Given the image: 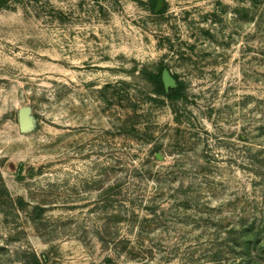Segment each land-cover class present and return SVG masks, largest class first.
Here are the masks:
<instances>
[{
    "label": "rangeland",
    "instance_id": "rangeland-1",
    "mask_svg": "<svg viewBox=\"0 0 264 264\" xmlns=\"http://www.w3.org/2000/svg\"><path fill=\"white\" fill-rule=\"evenodd\" d=\"M149 1L0 5V264L264 262V0Z\"/></svg>",
    "mask_w": 264,
    "mask_h": 264
},
{
    "label": "trees",
    "instance_id": "trees-1",
    "mask_svg": "<svg viewBox=\"0 0 264 264\" xmlns=\"http://www.w3.org/2000/svg\"><path fill=\"white\" fill-rule=\"evenodd\" d=\"M156 1L157 0L149 1V4L151 8L153 9V11H154V6L156 4ZM5 2L6 0H0V5H2ZM163 9H164V6L158 12L163 11ZM164 67H168V66L160 64L156 70H152V69H149L148 67H144L141 69L140 78L144 81L145 85L148 86L149 90H151L153 93L157 95H161V96H166L170 99H177L183 93V88H184L183 83L178 78L177 74L173 73L174 77L177 79V86L173 88L170 87L168 90H166L163 84L162 78H161V72ZM0 187L3 189V191L0 192V197L5 195L7 199L10 202H12V196L10 195V192L7 190V188L3 184L1 173H0ZM16 202H18L22 206V208H24L26 205L24 204L23 199L21 197H17ZM44 210H45L44 206L37 203L32 206V209L29 212V215L33 221H38L43 215ZM250 231H251L250 228H243L239 232L244 237L242 241L238 242L240 248L242 249L241 259L246 258V259L252 260V253H253L251 251V246L253 243L252 238L254 237V243L258 242L257 241L258 239L255 238L256 236L255 232H250ZM261 237L264 238V235ZM233 240H234V243L236 244L237 237L235 236ZM34 260L36 262L39 261L37 257L34 258ZM236 264H240V262H237ZM255 264H264V262L260 261V262H256Z\"/></svg>",
    "mask_w": 264,
    "mask_h": 264
},
{
    "label": "water",
    "instance_id": "water-1",
    "mask_svg": "<svg viewBox=\"0 0 264 264\" xmlns=\"http://www.w3.org/2000/svg\"><path fill=\"white\" fill-rule=\"evenodd\" d=\"M164 0H157L154 11L158 12L163 6ZM161 78L165 89L177 86V79L168 67H164L161 72ZM17 121L19 130L23 133L32 131L37 125V116L32 107L28 104L20 105L17 109Z\"/></svg>",
    "mask_w": 264,
    "mask_h": 264
}]
</instances>
